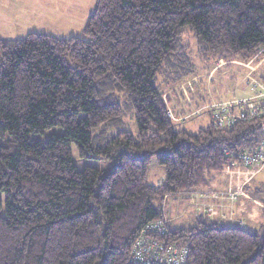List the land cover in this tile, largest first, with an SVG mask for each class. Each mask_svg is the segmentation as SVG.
<instances>
[{
    "label": "trees",
    "instance_id": "trees-1",
    "mask_svg": "<svg viewBox=\"0 0 264 264\" xmlns=\"http://www.w3.org/2000/svg\"><path fill=\"white\" fill-rule=\"evenodd\" d=\"M191 56L201 72L264 58V0H95L81 36L0 38V264H140L136 241L155 243L167 264L171 254L180 264H264V220L164 216L165 199L203 189L239 198L246 182L236 193L212 186L224 170H264L239 158L264 154V75L253 72L243 100L223 91L227 100L202 102L207 124L190 131L167 90L192 76ZM113 86L135 133L105 135L123 116ZM51 128L60 132L41 140ZM72 143L110 166L76 169ZM245 195L264 217V181Z\"/></svg>",
    "mask_w": 264,
    "mask_h": 264
},
{
    "label": "rangeland",
    "instance_id": "rangeland-1",
    "mask_svg": "<svg viewBox=\"0 0 264 264\" xmlns=\"http://www.w3.org/2000/svg\"><path fill=\"white\" fill-rule=\"evenodd\" d=\"M94 4L95 0H0V38L17 39L31 32L63 38L72 35L81 36V30ZM189 42L192 44L191 38H189ZM189 62L193 67L196 66L192 76H187L178 84L170 85L167 92L171 96V101L176 102L178 106L181 105L182 110L186 112L184 115L186 121L182 127L190 131H195L207 124L205 116L203 114L199 116L200 112L205 109L202 102L227 100L223 91L233 93V95L241 92L240 99L243 100L250 95L249 88L253 89L254 87L252 83H258L253 72L258 70L259 76L264 75V58L245 63L246 66L234 62L231 67L223 68L220 71L217 70V65L208 72L200 71L202 64L197 58L191 56ZM112 90L118 95L119 101L123 105V116L121 120L107 126L105 135L113 134L118 130L135 133L133 111L127 99L118 87L113 86ZM229 101L232 103L236 100L230 99ZM167 109L171 111L170 107ZM180 111L177 110V112ZM59 132V128H51L46 130L40 138L43 140L49 135ZM97 135L101 137L104 132ZM71 157L78 170L85 166H94L100 169L110 166L108 161L80 157L73 143L71 144ZM251 173L249 168L235 167L232 170H224L212 184L218 190L235 191L243 182H246L247 185L238 190L240 194L236 200L226 197L222 192L215 194L217 190L203 189L185 201L165 199L163 201L164 216L170 221L177 222V220L190 218L195 213L206 212L211 217L220 215L223 220L247 223L248 227L256 228L264 220V217L261 216L262 206L251 200L250 195L244 196V193L245 187L251 190L258 181H264V170L250 177ZM161 174L162 169L153 158L148 166V182L156 183ZM249 177L253 180L249 181Z\"/></svg>",
    "mask_w": 264,
    "mask_h": 264
},
{
    "label": "built area",
    "instance_id": "built-area-1",
    "mask_svg": "<svg viewBox=\"0 0 264 264\" xmlns=\"http://www.w3.org/2000/svg\"><path fill=\"white\" fill-rule=\"evenodd\" d=\"M264 96V90L261 92ZM168 115L170 117H173L171 111L168 112ZM222 119V117H219ZM183 119V118H182ZM264 149V148H263ZM262 150V149H261ZM260 150V151H261ZM259 150L256 151H248V152H242L239 154V158L244 163H255L257 161H261L264 163V154L261 153ZM141 243L139 241H136L134 244V250H133V260L137 263H144V264H167L164 262L162 258L157 257L156 253V244L152 243L149 246H146L145 248H142L140 246ZM168 264H180V258L177 255H169Z\"/></svg>",
    "mask_w": 264,
    "mask_h": 264
},
{
    "label": "bare ground",
    "instance_id": "bare-ground-1",
    "mask_svg": "<svg viewBox=\"0 0 264 264\" xmlns=\"http://www.w3.org/2000/svg\"><path fill=\"white\" fill-rule=\"evenodd\" d=\"M168 112H169V110H168ZM140 264H144V263H140Z\"/></svg>",
    "mask_w": 264,
    "mask_h": 264
}]
</instances>
